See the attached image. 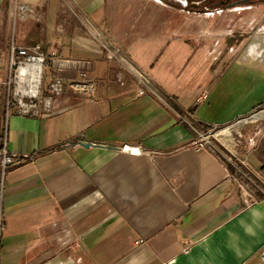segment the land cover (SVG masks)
<instances>
[{
  "label": "crops",
  "instance_id": "obj_1",
  "mask_svg": "<svg viewBox=\"0 0 264 264\" xmlns=\"http://www.w3.org/2000/svg\"><path fill=\"white\" fill-rule=\"evenodd\" d=\"M164 1L0 0V56L42 44L88 62L96 84L42 117L1 107L0 150L7 128L30 158L2 177L0 157V264H261L264 193L219 148L196 150L179 115L207 131L264 109V4L220 0L208 17ZM233 129L219 137L232 154ZM237 150L264 181V142Z\"/></svg>",
  "mask_w": 264,
  "mask_h": 264
},
{
  "label": "built area",
  "instance_id": "obj_2",
  "mask_svg": "<svg viewBox=\"0 0 264 264\" xmlns=\"http://www.w3.org/2000/svg\"><path fill=\"white\" fill-rule=\"evenodd\" d=\"M155 1L162 5L166 4L164 0ZM182 4L186 7L188 6L186 1L182 2ZM216 13L220 14L222 11H209L206 12L205 15L212 17L215 16ZM18 17L20 19H28L32 17V12L29 11L27 7L20 6ZM48 70L51 71L49 76L50 83L48 85L49 95L45 93L44 88ZM32 72H35L39 77L37 84L36 79L32 78ZM63 72H77L79 77L76 80L66 83L64 81L65 79L60 76ZM136 73L141 81L140 83L147 86V84H149L148 78L138 70ZM91 74L92 69L89 67L88 62L62 58L59 56L58 50L56 49L44 51L42 44L29 47H20L12 44L9 51V60H4L3 57L0 56V109L4 106L7 120L11 117L13 112L19 116L30 117L49 115L52 113L55 97L61 96L70 90L76 91L82 95H90L93 93L96 84ZM23 76L25 77L24 83H19ZM140 94H145V90L140 89ZM256 115V113H253L248 117H244L237 121L235 125L247 123ZM179 121L190 127L195 133L196 138L192 142V146L196 150H216L219 148L213 140H217V142L220 143L216 137V133L222 128L218 129L214 127L207 131L201 130L193 125L185 115H179ZM220 144L223 145L222 143ZM8 145V133L6 128L3 131L0 150L2 177H4L6 171L10 167L21 165L30 158L29 155L11 153ZM228 161L234 168L233 175L236 180L241 183L240 185L242 187H246L248 183L256 192L264 193V181L260 180L252 172L248 161L239 156L238 150H236V153H231V157L228 158ZM3 199L2 178L0 191V236L4 230ZM258 257L261 264H264V245L258 251Z\"/></svg>",
  "mask_w": 264,
  "mask_h": 264
},
{
  "label": "rangeland",
  "instance_id": "obj_3",
  "mask_svg": "<svg viewBox=\"0 0 264 264\" xmlns=\"http://www.w3.org/2000/svg\"><path fill=\"white\" fill-rule=\"evenodd\" d=\"M220 0H208L207 3H203V0H191V3L192 5L196 2H202L201 3V6L202 7H206V12H209V11H217V10H221V11H224L225 9L224 8H221V9H218L215 7V5H218L217 2H219ZM264 4V0H253L251 2H248V3H245V4H242V5H239L237 6L236 8H243V7H246V6H249L250 5H253V4ZM224 9V10H223ZM227 10V9H226ZM4 60H9V53L7 55H5L3 57ZM51 74V71L48 70L47 71V76H46V81L44 83V88H45V93L49 95V92H48V85L50 83L49 81V76ZM262 112V113H261ZM256 114H259V115H256V118L254 119H251L249 122L247 123H242V124H238V125H230L229 127H238L237 129L234 128L232 131V135H233V139L236 143V150L237 149H240V148H259L261 145H262V142H264L263 137H264V109L260 110L259 112H257ZM226 128V127H224ZM223 129V128H222ZM229 137V136H228ZM231 137L228 138L229 142L231 143L230 141ZM219 140V139H218ZM223 142L226 143V139H222ZM220 141V140H219ZM214 143H216L219 147V149L224 153V155L227 157V158H230L231 157V153L229 152L230 150L226 149V146H223L221 145V141L220 143L217 142V140H213ZM230 143H227L225 145H228L227 147L230 146ZM240 154V152H239ZM235 162H237L235 159H233ZM251 168V167H250ZM252 170V169H251ZM253 172V171H252ZM254 175V174H253ZM241 183L239 182V185ZM241 191L243 190L241 187H240Z\"/></svg>",
  "mask_w": 264,
  "mask_h": 264
},
{
  "label": "bare ground",
  "instance_id": "obj_4",
  "mask_svg": "<svg viewBox=\"0 0 264 264\" xmlns=\"http://www.w3.org/2000/svg\"><path fill=\"white\" fill-rule=\"evenodd\" d=\"M32 78H34V79H36V84H37V82L39 81V77H38V75H36V73L35 72H32ZM24 80H25V77L23 76L22 78H21V82H19V83H24ZM254 118V117H253ZM252 118V119H253ZM242 124V123H241ZM240 125V124H239ZM231 129H233V127H227V128H225V129H221L219 132H217L216 133V137L219 139V137H220V134H221V132H223V131H230Z\"/></svg>",
  "mask_w": 264,
  "mask_h": 264
},
{
  "label": "flooded vegetation",
  "instance_id": "obj_5",
  "mask_svg": "<svg viewBox=\"0 0 264 264\" xmlns=\"http://www.w3.org/2000/svg\"><path fill=\"white\" fill-rule=\"evenodd\" d=\"M253 0H230L231 3H248Z\"/></svg>",
  "mask_w": 264,
  "mask_h": 264
},
{
  "label": "water",
  "instance_id": "obj_6",
  "mask_svg": "<svg viewBox=\"0 0 264 264\" xmlns=\"http://www.w3.org/2000/svg\"><path fill=\"white\" fill-rule=\"evenodd\" d=\"M91 145H92V143H85V144H83L84 147H89Z\"/></svg>",
  "mask_w": 264,
  "mask_h": 264
}]
</instances>
